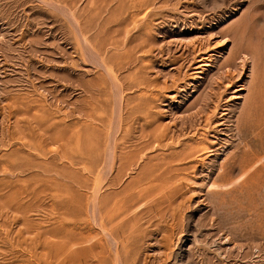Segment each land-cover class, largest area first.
<instances>
[{"label": "rangeland", "instance_id": "rangeland-1", "mask_svg": "<svg viewBox=\"0 0 264 264\" xmlns=\"http://www.w3.org/2000/svg\"><path fill=\"white\" fill-rule=\"evenodd\" d=\"M0 264H264V0H0Z\"/></svg>", "mask_w": 264, "mask_h": 264}, {"label": "bare ground", "instance_id": "bare-ground-1", "mask_svg": "<svg viewBox=\"0 0 264 264\" xmlns=\"http://www.w3.org/2000/svg\"><path fill=\"white\" fill-rule=\"evenodd\" d=\"M243 54H244V53H243ZM87 55H88V54H87ZM89 57H90V56H89ZM103 57H104V56H103ZM245 59H246V58H245ZM154 133H155V132H154ZM154 133H153V134H154ZM153 134H152V136H153ZM107 137H108V136H107ZM150 137H151V136H150ZM156 137H157V136H156ZM152 140H153V138H152ZM151 142H152V141H151ZM147 146H148V145H147ZM193 149H194V148H193ZM188 150H189V149H188ZM190 150H191V149H190ZM106 156H107V155H106ZM110 156H111V155H110ZM108 162H110V161H108ZM108 167H109V166H108ZM109 169H110V167H109ZM88 170H89V169H88ZM89 171H90V170H89ZM146 171H147V170H146ZM93 172H94V171H93ZM99 174H101V173H99ZM141 174H142V173H141ZM99 176L101 177V175H99ZM100 177H99V178H100ZM155 177H156V176H155ZM102 181H103V180H102ZM114 181H115V180H114ZM163 182H164V181H163ZM100 187H101V186H100ZM141 187H142V186H141ZM136 191H138V190H136ZM136 193H137V192H136ZM145 195H146V194H145ZM145 195H144V197H145ZM137 196H138V195H137ZM140 197H141V199H142V195H141ZM147 199H148V198H147ZM96 200H97V198H96ZM137 201H138V200H137ZM92 203H93V202H92ZM98 203H99V201H98ZM100 203H101V201H100ZM95 204H96V203H95ZM95 204H94V205H95ZM96 205H97V204H96ZM98 205H99V204H98ZM98 205H97V206H98ZM100 205H101V204H100ZM97 206H96V207H97ZM101 206L103 207V205H101ZM101 206L99 207V208H101L100 211L102 210V207H101ZM93 207H94V206H93ZM94 208H95V207H94ZM122 208H123V207H122ZM95 210H96V209H95ZM111 210H113V209H111ZM90 211H92V210H90ZM93 211H94V210H93ZM98 211H99V210H98ZM105 211H106V210H105ZM109 211H110V207H109ZM120 211H121V210H120ZM101 212H102V211H101ZM110 212H111V211H110ZM92 213H94V212H92ZM94 214H95V213H94ZM106 214H107V212H106ZM106 214H104L103 216H106ZM112 214H113V213H112ZM96 215H98V214H96ZM113 215H114V214H113ZM112 217H113V216H112ZM93 218H94V217H93ZM96 218H97V217H95V219H96ZM103 218H104V217H103ZM98 219H100V218H98ZM98 219H96V220H98ZM110 219H111V218H110ZM102 220H103V219H102ZM106 220H107V219H106ZM106 220L104 219L105 222H106ZM97 222L99 223V221H97ZM105 222H104V223H105ZM100 223H101V222H100ZM100 223H99V225H101ZM106 223H107V222H106ZM100 227H101V226H100ZM124 228H125V227H124ZM106 237H107V236H106ZM108 238H109V237H108ZM68 240H69V239H68ZM108 240H111V239H108ZM106 241H107V240H106ZM109 242H110V241H108L107 243H109ZM111 245H112V244H111ZM96 246H97V245H96ZM114 247H115V246H114ZM114 250H115V249H114Z\"/></svg>", "mask_w": 264, "mask_h": 264}]
</instances>
